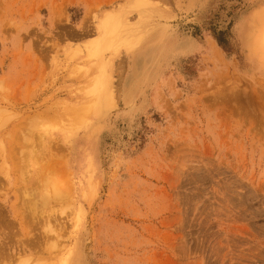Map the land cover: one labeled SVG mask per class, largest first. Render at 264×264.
I'll return each instance as SVG.
<instances>
[{
  "label": "rangeland",
  "instance_id": "rangeland-1",
  "mask_svg": "<svg viewBox=\"0 0 264 264\" xmlns=\"http://www.w3.org/2000/svg\"><path fill=\"white\" fill-rule=\"evenodd\" d=\"M0 250L264 264V0H0Z\"/></svg>",
  "mask_w": 264,
  "mask_h": 264
},
{
  "label": "bare ground",
  "instance_id": "bare-ground-1",
  "mask_svg": "<svg viewBox=\"0 0 264 264\" xmlns=\"http://www.w3.org/2000/svg\"><path fill=\"white\" fill-rule=\"evenodd\" d=\"M97 99H98V100L95 102V105H94V106H96L97 108H99V106H100V100H99V97H97ZM94 108H95V107H94ZM94 108H93V109H94ZM77 118H78V116H77ZM6 225H7V224H6ZM8 226H9V225H8ZM9 229H10V228H9ZM5 231H6V230H5ZM6 234H8L7 231H6ZM3 238H4V237H3ZM5 238H6V237H5ZM7 239H9V237H8ZM10 240H11V238H10ZM10 240H9V241H10ZM12 241H13V240H12ZM4 242H5V241H4ZM2 243H3V241H2ZM7 243H8V242H7ZM10 243H11V242H10ZM13 243H14V242H13ZM2 245H3V244H2ZM2 249H3V247H2ZM2 249H1V250H2ZM4 249H5V248H4ZM1 250H0V251H1ZM5 250H7V249H5ZM5 250H4V251H5ZM3 253H4V252H3ZM5 254H6V253H5ZM9 254H11V253H9ZM9 254H8V255H9ZM2 255H4V254H2ZM11 256H12V255H11ZM13 256H14V255H13ZM13 256H12V257H13ZM6 257H7V255H6ZM14 258H15V257H14ZM35 263H36V262H35ZM35 263H34V264H35ZM36 264H37V263H36Z\"/></svg>",
  "mask_w": 264,
  "mask_h": 264
}]
</instances>
